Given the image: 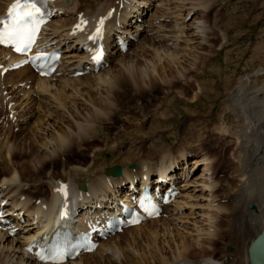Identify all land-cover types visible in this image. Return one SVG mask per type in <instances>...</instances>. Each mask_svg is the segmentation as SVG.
<instances>
[{"label":"bare ground","instance_id":"1","mask_svg":"<svg viewBox=\"0 0 264 264\" xmlns=\"http://www.w3.org/2000/svg\"><path fill=\"white\" fill-rule=\"evenodd\" d=\"M10 1L12 0H3V3H0V13L4 12L6 5ZM62 1L63 0H54L53 2H50V9L56 13L57 11L62 10H64L65 13V9L67 11L71 10L72 14L75 13V5H72L71 8H68L67 3H65V1ZM112 1L113 0H105L104 3L102 1L104 5L101 8L95 10L92 13L93 16H82L81 24L83 25L84 21H86V24L82 26V28L77 27L78 24L76 22L78 16L77 13L74 14V22L69 25V28H71L67 30L63 35L67 40H72L71 44L74 43L77 46L74 52L72 50L70 51L72 55L77 59L74 60L75 64H72L69 70H67L68 75H70L69 77H60L57 79L54 77L55 75H53L50 78H40L31 73L27 67L19 69L15 72H7L5 74L6 76L3 77V79H5V77H8V80H11L14 76L25 78L24 84H31L29 88H32L31 92H34L35 94L34 96H29L30 92H26L25 96L19 101L13 99L12 97H9L6 102V105L9 102L13 103V106L7 113L10 114L11 112H13L12 117L16 118L15 123L12 124V128L18 129L20 127H23L25 129H28L29 126L34 123L35 125L32 127V129H28V133L38 126L39 128L37 131L43 133L42 137L39 136V133L37 132L31 133L32 138L29 141H32L31 144L33 145V148L37 146L36 149H39L40 147L45 151L48 149V152L43 153L42 157H35V161L29 162V169L33 171L31 174L34 175V177H39L46 170L48 163H50V166L51 164H54V166L59 165L61 168L65 166H74L72 168L67 167L68 172H65V179L58 178V180H56L57 178H55L54 173H49V175L47 174L49 197L39 198H32L30 195H26L25 193H23L27 189L19 187L18 183L21 184V177L23 174L19 171V169L17 171L14 167L10 171L4 168L2 169L0 173V203L4 201L6 202V204L9 206L7 210L9 214L15 211H17V214L24 213L26 217V225H28L29 227L22 232H19L20 234H22V240H17V238H19L18 235H15L14 238L9 239V237L5 236V233H0V245L7 240L10 241L8 242L7 246L11 247L10 251L7 250V253L3 254L2 258L4 262L1 261V264H37L34 262L33 255L26 251V245L28 244V242L33 240V235L35 233L40 234V232H49V234H51L58 226L63 229H73L75 227L83 226L85 218H91L93 220L98 217L104 218L106 217V215L114 217L115 212L112 210L111 204L116 205L119 199L127 201V195L133 193L130 192L128 186L130 184L134 185V183L137 182V179H143V182L148 183L151 179L150 176L155 175L154 179H157L159 177L160 180L164 183L162 193L165 189L172 190L176 187V189L180 191L178 194L179 196L181 191L187 185L188 178L196 169V165H194L196 164V162L192 163V170L190 172L191 174H189V163L184 153H180L178 159L172 158L168 155H164L159 159V162L157 163L139 161L135 169L120 167L122 174L119 177H112V167L106 168L108 167V164H112L114 162H132L136 156L134 154V152L136 153L134 149L141 150L140 148L143 146L142 140L144 138H147V131L140 135L141 139H139V136L138 138H134L136 141L135 143H137L136 145L127 143L126 146V144L122 143L119 140L117 135L112 133L113 126L115 127V125H117V122L120 121L117 118V114L121 116L122 113H124L123 111L128 108L126 106L131 104L134 100V102H136L138 101V99L146 100V98L148 99L150 97L157 98L155 96H158L159 93L162 92V87L159 84H152L153 82L151 81L150 76H159L160 70V75H162L160 80H165L166 76L168 75H164L165 68L163 66L159 67V63H161V59L164 58L171 60L173 59V57L175 58L173 52H163L162 56H159V54H155V58H153L152 61L149 62L152 65L151 67L148 64H145L144 66H142L141 63L139 64L141 60H139V58L137 57L135 59V62L132 61L127 64L123 63L122 60H125V58H127V56L129 55V49H126L124 53H120L117 48L119 45L115 43L114 39H112L108 44L110 34L112 32H120L123 34L125 32H129L128 30L124 29V27L127 26V23H130V21L134 20L133 23L136 24L138 16H144V11H146L147 9L143 11L142 8L139 7V4L142 3L141 0L139 1V3H137L136 0H116V5L112 6V8L114 7L113 13L111 14V16L107 17L105 26V44L108 46L107 49H109V47L110 49L113 48V45L114 47H116L115 56L118 57V59L115 60L117 61L119 68L114 75L109 74V68L102 70L99 69L97 73H94V64L89 61V54L83 51L82 46L85 39H87L88 34L92 32L98 18L104 17L108 12H110L111 7L109 6V4ZM142 1L149 2L151 0ZM71 2H69V5L71 4ZM209 2V0H197V2L195 3L194 1H192V3H190L191 6H189V9L186 10L192 11L196 9V7L205 10L206 8H208ZM186 16L184 15V18H186ZM184 18L183 20H185ZM51 22L53 23V21ZM51 22L46 25V30L51 26ZM66 25V23H62L61 28L66 27ZM140 26L141 25L139 23L136 24L137 29L136 31H134L135 34L137 33V30L140 28ZM178 26L179 25L175 22L173 25V29H176L174 27ZM192 27V30L187 35L190 37L188 42H192L194 37L202 41L204 40L205 36L209 35L206 33L203 21H195ZM52 28L53 27H50L48 29ZM181 30L183 29L177 28L176 31L173 32L175 39L181 36ZM52 31L53 33H56L55 28L54 30L52 29ZM134 36L138 37V39L141 38L139 33L137 36ZM218 36L221 38V40L226 39V35L224 33H222L221 36L218 34ZM123 38L130 44L127 36H123ZM212 40L213 42H216L218 39L212 38ZM147 42H142L139 46H143L144 44L151 49H159V46L155 48L154 41L152 39H147ZM59 45L60 41L59 43L55 44V47H59ZM67 50L69 49L67 48L64 52H67ZM78 52H81L82 55L81 53L78 54ZM218 54L219 53H216L215 56L217 57ZM0 55L4 57L3 62H0V64H3L2 68L5 66V63H7V65L11 63V54H9L7 50L0 48ZM109 57L110 54L107 53L106 59ZM195 58L197 59L196 56H194V59ZM210 58L212 57L206 56L204 58H200V63L197 64L199 69H197L198 71H191L189 66H182L181 69L183 71L189 72V74L192 73L197 80H200L198 83L199 94H201L202 96L207 95L211 97L217 94L216 90H220L218 92H222L232 87L230 81L227 80V77L226 79L221 77L222 74L220 75V73H225V71L221 69L220 64H218L215 70L207 69L206 63L210 60ZM183 62L185 63V58ZM190 64L193 65L192 62ZM79 65H82V69H86L87 67V69L91 70L90 73H82V75L72 74L73 70ZM2 68L0 69V71L2 70ZM61 68H64V66H60V69ZM28 71L31 74L28 77H25V73ZM257 71H260L261 75L264 76V69H260ZM176 72V75H179L182 71ZM257 75H259V73H257ZM209 77L212 78L213 82L210 80H206V78ZM1 79L2 78L0 76V82ZM145 79H148L149 83V85H146V87L148 88L147 90L142 89V87L140 86V82H145ZM165 82L169 81L166 80ZM171 83L172 84L168 85L165 88L167 89L166 93L162 92L163 97L170 96L172 94V92L170 91L176 84L181 85L184 91H190L191 84H188L186 81H184V83H181L179 81H175V84L173 82ZM2 87L3 85L0 86V118L3 115L2 102L6 99L7 96H9L8 93L3 95V92L7 89ZM65 91H68V93H65ZM100 91H103V93H101ZM93 92H95L96 95H94ZM46 93H49L51 95V101H43V99L49 97L48 94L46 96L43 95ZM196 95L198 97L197 100L201 98V95ZM226 97L228 98L229 105H231V108L234 110L232 120L235 121V126L234 128H232V131H234L233 136H235V138L237 139L235 140L236 156L234 157L236 160L235 162H233L234 166L230 169V173L232 175L231 181L229 182L230 186L227 189V193L224 194V197H221L224 199L225 204L223 206L216 205L217 207L211 209V211H214L215 216L217 215V213H219V211L220 213L224 212L223 221L224 223L226 222L225 225L228 228L223 231L221 230L220 234L216 233L219 234L217 239L224 241V245L226 247L231 246L233 251L228 252L230 250L224 251L222 249L221 255H217L213 251L214 253L210 255H203L204 258L201 259L188 258L185 253L189 250V244L185 243V239H183L182 237L172 239L170 237V234L172 235V231H174L175 229L173 227L175 217L172 218L173 216L171 215V219L167 220V222H164L165 220L163 221L160 218L159 220L150 219L148 221L142 222L137 226L130 227L124 230L122 233L114 235L113 237L110 236L111 238L107 239L104 242H101L94 252L85 255L83 254L66 264H117L116 259H119L121 256L122 260H119L122 262V264H145L146 257L143 256V253L140 252V249H135L138 253V256L134 258L123 254L122 248L110 244L112 240L122 236L123 234H125V232L128 233L130 231H138L141 230V228H143L144 226L146 227V233L148 234V236L154 237L153 239H155L157 235L161 233L163 236L169 235L170 237L171 242L167 241L168 248L170 250L172 249L170 255H163L162 251L164 250V248H159V259L158 261H155L154 264H251L249 261V248L254 239L262 232V230H264V82L262 86H260V88H256L252 86L247 87V83L240 80L232 89V91L229 90V93H227ZM170 98L172 99V97ZM193 98L190 103L188 102V104H186L188 108L191 106V104L195 103V99ZM173 103H175V105H178V103L182 104L183 102L180 99L176 98L173 99ZM42 104L44 105L42 106ZM19 109L20 112L18 111ZM56 109H60V112H63L57 113ZM36 111L38 112L37 115L33 116ZM127 112L129 113L130 111L127 110ZM182 116H184L183 120L185 119L189 122V129H187V131L191 135L197 132H204L208 134L207 138H205L208 139L207 143L211 144V140L215 145L221 146V144L224 143L223 141H225V139L221 137H214L213 139L211 138V135L209 134V125L214 121L210 118H201V114L197 113L187 115L183 114ZM29 119L34 120L32 121V123H30V125L27 126L30 121ZM158 120L159 116L157 118L155 115L152 122L155 123ZM143 121L145 122V120ZM125 122L128 123L129 121L125 120ZM182 123L183 121L179 125L178 123L175 124V134L180 129H185L184 127H180ZM141 124H138L137 126L140 130L142 129L141 127H143ZM63 125L66 127V129L62 130L60 128ZM97 126L99 129L97 128ZM10 129L11 125H9L7 135L10 134ZM220 129L222 128L220 127ZM44 132L48 134V136L44 135ZM220 134H222V132ZM37 135L39 136V139L37 138ZM37 143H39L40 145H38ZM152 144L150 145V148L153 150H158L156 149V147L159 144H155V142H152ZM227 148H229L228 145ZM104 150H109L113 153V157L112 159H110H114L113 161H101V153ZM26 151L24 150V147L21 143L13 144L7 147V155L10 159L15 156V154H28L29 152H32V148L28 147V152ZM121 151L123 152L121 153ZM179 159L180 161H178ZM179 162L182 163L181 167L178 168L177 166ZM203 163H205V161H203ZM206 163L203 165L204 167L207 166ZM224 163L225 162L221 164L225 166L226 163L225 165ZM175 167L177 168L175 169ZM177 171L179 172L178 174ZM203 172H205L208 176L209 169L203 168ZM177 176L186 178L185 180L182 181L181 179L178 182V180H176L178 178ZM52 179H55L56 181L51 182ZM207 183L209 184L207 187L212 189L213 187H215V184L213 185V183L211 184L208 181ZM60 185H64L66 187L68 196L67 199L61 193V191H59ZM137 186L138 185L136 184V187ZM160 187L161 186H159V188ZM205 187L206 186H204L203 188ZM138 189L141 190L139 187ZM209 199H211V197H209ZM173 204V210H177L183 207V203L182 205H180L181 207L178 206L179 203L177 202V200H175ZM211 205L212 204H210V206ZM210 206L209 208H211ZM62 207H65L67 212V218H63V220L60 219V217L62 216H60L59 213V209ZM82 209L84 210L82 211ZM116 209L119 210L118 206L116 207ZM76 211H82L81 215L77 217V219L73 216ZM209 214L206 215V220L208 221V223L211 222L212 215L214 216V214L212 213ZM217 217L218 216H216V218ZM157 222H159L160 224H158L159 230L154 227V223ZM215 222H217V220ZM211 223L208 225H211ZM216 228L219 229L220 227ZM175 231L177 230L175 229ZM176 234H173L172 236L175 237ZM216 234L213 233V236H217ZM103 252L106 253L105 257H101L99 255L100 257H96L89 262H85L88 257L90 258L96 256L97 254H102ZM261 258L263 260L262 263L264 264V251L261 255Z\"/></svg>","mask_w":264,"mask_h":264},{"label":"rangeland","instance_id":"2","mask_svg":"<svg viewBox=\"0 0 264 264\" xmlns=\"http://www.w3.org/2000/svg\"><path fill=\"white\" fill-rule=\"evenodd\" d=\"M64 1L65 3H67L68 8H71L72 5L76 6L75 13H77V15L80 14L90 17L93 16L92 13L95 10L101 8L104 5L103 3L105 0H102L103 3L101 0H63L62 2ZM139 1L140 0H136L137 3H139ZM192 1H194V3L197 2V0H151L149 2H144L141 0L142 3L139 4V7H141L143 11L146 9L147 10L144 11V16H138L136 24L139 23L141 26L137 30V33L135 34L134 32L137 29L136 24L133 23L134 20L130 21V23H127V26L124 27V29L128 30L129 32H125L123 36L125 35L127 36V38L133 37L135 40L131 41L128 48L129 55L127 56V58H125V60H122L123 63L127 64L132 61L135 62V59L137 57L139 58V60H141L139 64L141 63L142 66L148 64L151 67L152 65L149 62L152 61L153 58H155V54H159V56H162L163 52H173L175 58L173 57L172 60L164 58L161 59L162 62L159 63V67L163 66L165 68L164 75L168 76H166L165 80H160L162 75H160L159 70V76H150L151 81L153 82L152 84H159L162 87L161 91L163 93H166L167 89L165 88L168 85L172 84L171 82L175 84V81H179L181 83H184V81H186L188 84H191V88L190 91L187 92L183 90L181 85L176 84L173 86L174 88L171 89L170 92H172V94L170 96L163 97V93L161 92L158 96H155L157 98L150 97L148 99L146 98V100L138 99V101L136 102H134V100L131 104L126 106L128 108L123 111L124 113L121 112L124 116H119L117 114V118L120 121L117 122V125H115V127L113 126L112 133L117 135L122 143L126 144V146L127 143L136 145L137 143H135L136 141L134 138H138L139 136V139H141L140 135L146 131L147 138H144L142 140L143 146L140 148L141 150L134 149V151H136V153L134 152L136 156L132 162H114L112 164H108V167L106 168H110L112 166L129 168L133 166L132 168L135 169L139 161L157 163L159 162V159L164 155H168L172 158L178 159L179 154L184 153L189 163V174H191V165L192 163L196 162V164H194L196 165V169L187 180L188 186L186 185L181 191L182 195L180 193V195L175 199L179 203V205H177L180 206L183 203V207L180 206L181 208L173 210V203L175 202L174 200L173 203H171V205L167 207V209H164V213L160 219L163 221L165 220L164 222H167V220L171 219V215L173 216L172 218L175 217L173 227L177 231H175L174 229L175 232L172 231V235L176 234V232L177 234L175 237L170 234V237L172 239H177L178 237H182L183 239H185V243L189 244V250L185 253V255L188 256V258L201 259L204 258L203 255H210L214 252L217 255H221L222 249L224 251L230 250L228 252L233 251L231 246L226 247L224 245V241L217 239L221 230L223 231L228 228L225 225L226 222L224 223L223 221L224 212L220 213L219 211L220 214L217 213L218 211L215 212L217 213L216 216L219 217L216 218L214 211L212 212L211 209H214L217 206H223L225 204L224 199L221 197H224V194L227 193V189L230 186L229 182L232 178L230 169L234 166L233 162H235L236 160L234 157L236 156L235 140L237 139L235 138V136H233L234 131H232V128H234L235 126V121L232 120L234 110L231 108V105H229L226 95L227 93H229V90L232 91V89L240 80L246 82L247 87L252 86L256 88H260V86H262L264 82V76L261 75L260 71H257L260 69H264V0H209L210 2L208 8H206L205 10L199 9L198 7H196V9L192 11L186 10L189 9V6H191L190 3H192ZM69 2H71L70 5ZM0 3H3V0H0ZM116 3V0L110 2V9H113L112 6L116 5ZM65 11V13L64 10L59 11V14H57L53 19V23L51 22L52 24L50 27H53V30L55 28L57 34L53 33L52 29H48L50 27H48L45 31V36L48 37L51 34L49 36V39H51V42L53 44H57L60 41L59 48H61V51L65 55L63 56L62 64L65 69L61 68V74L55 76V78L57 79L60 77H69L70 75H68L67 70H69L72 64H75L74 60L77 59L70 52L71 50L73 52L75 51L77 47L76 44H71L72 40H67L63 36L65 32L71 28H69V25L74 22L75 13L72 14L71 10L67 11L65 9ZM184 15H187L186 18H184ZM183 18L185 20H183ZM197 20L204 22L206 33L209 35L205 36L204 40L202 41L194 37L192 42H188L190 37L187 35L192 30L191 28H193L192 26ZM175 22L179 26L174 28L183 29L181 30V36L177 39H175L173 33L176 31V29H173V25ZM62 23H66V27L61 28ZM221 32L226 35L225 40H221V38L218 36V34L221 36ZM138 33L141 37L139 39L138 37L134 36H137ZM212 38H216L218 40L216 42H213ZM147 39H152L154 41L155 48L159 46V49H151L144 44L143 46H139L142 42L146 43ZM112 47L113 48H111L109 51L110 57L107 59V65L104 67V69L109 68L110 75H114L119 68L116 61L118 57L115 56L116 47H114V45ZM67 48L69 50H67V52H64ZM215 52L219 53L217 57L215 56ZM80 53L81 52H78V54ZM194 56H196L197 59H194ZM206 56L212 57L206 63L207 69L215 70L218 64H220L221 69L225 71V73H220V75L222 74L221 77L225 79L227 77V80L230 81L232 87L222 92H218L220 90H216L217 94L211 97L207 95L202 96L201 94H199L198 83L200 80H197L192 73L189 74V72L183 71L181 69L182 66H189L191 71H198L199 69L197 64L200 63V58H204ZM184 58L185 63L183 62ZM3 59V56L0 55L1 63L3 62ZM191 62L194 66L190 64ZM176 71L182 72H180L179 75H176ZM256 71L257 73H259V75H257ZM25 74V77H28L31 73L28 71ZM7 78L5 77V79H1L0 82V86L3 85V87L7 89L5 90V92L8 91L7 93L9 94V96H7L5 101L2 103L3 115L0 118V173L3 168L9 171L12 170L13 167L16 171L19 169V171L23 173L21 177V184L18 183L19 187L27 189L23 193H25L26 195H30L32 198L49 197L47 174L49 175V173H54L55 178H57L56 180H58V178L65 179V172H68V168H72L74 165H72V167L65 166L63 167V169L59 165V167L54 166V164H51L50 166V163H48L49 166L47 165V167L50 168L48 169L46 167L44 173L39 177H34V175L31 174L33 171L29 169V162L35 161V157H42L43 153L48 152V149L45 151L43 148L41 149V147L39 149H36L37 146L33 148V145L31 144L32 141H29L32 138L31 133L37 132L41 137L43 136V133L37 131L39 126L34 128L32 131H29L28 133V129H32V127L35 125L34 123L29 126L28 129L26 128L27 130L23 127H20L18 129L12 128V124L15 123L16 119L15 117L12 118L13 114H7L11 106L8 104L6 105L5 102L9 97H12L13 99L19 101L25 96L26 92H30L29 96H34L35 94L34 92H31L32 88H29L31 84H24L25 78L20 76H14L11 80H8ZM166 80H168L169 82H165ZM206 80H210L213 82L211 77L206 78ZM144 81L145 82L143 83L140 82V86L142 87V89L147 90L148 88L146 87V85H149L148 79H145ZM5 92L4 95L6 94ZM100 92L103 93V91ZM65 93H68V91H65ZM47 94L49 97L45 98L46 100L43 99V101L52 100L49 93L43 95L46 96ZM93 94L96 95L95 92H93ZM196 94H198V96L201 95V98L197 100L198 97ZM170 97H172V99ZM176 98L180 99L183 103H178V105H175V103H173V99ZM192 98L195 99V103L191 104V106L188 108L186 104H188V102L190 103ZM43 105L44 104H42V106ZM20 109L18 110L19 112ZM127 110L130 112L128 113ZM56 112L59 113L60 109H58ZM62 112L63 111H61L60 113ZM37 113L38 112L36 111L33 116H36ZM194 113L201 114V118H210L211 120H213L214 122L209 125V134L211 135V138L213 139L214 137H221L225 139L226 142L223 141L224 143H222L221 146L215 145L212 140L211 144L207 143L208 139L205 138H207L208 134L204 132H197L191 135L187 131V129H189V122L185 119L184 121V116L182 115ZM155 115L157 118L159 116V120L154 123L152 121ZM33 120L34 119H31L27 126L30 125ZM125 120L129 122L127 123L125 122ZM143 120H145V122ZM182 121L183 123L182 125H180V127H184L185 129H180L175 134V124L178 123L179 125ZM138 124H141L143 126L141 127V130L137 127ZM9 125H11L10 134L7 135ZM220 127L222 129H220ZM60 129L63 130L66 129V127L63 125ZM221 132L222 134H220ZM20 133L23 134L21 135ZM38 135L37 138L39 139ZM44 135L48 136V134H46L45 132ZM152 142H155V144H159V147H156V149L158 150H153L150 148ZM20 143L24 147V150H27L26 152H28V147L32 148V152H29L28 154H15V156L10 159L7 155V147L13 144ZM37 144L40 145L39 143ZM227 145L229 148H227ZM104 151L101 153V161H113L114 159L110 160L113 157V153L109 150L105 152ZM122 152L123 151H121V153ZM178 161H180V159ZM203 161H205V163L207 162V166L205 165L206 167L203 166L205 164L203 163ZM182 162H179L178 166H176L178 168L181 167ZM223 162L226 163V165L224 163L226 167L222 165ZM203 168L209 169L208 176L205 172H203ZM178 173L179 172L177 171V174ZM177 177L178 178L176 180H178V182L181 179L183 181L186 178L182 176ZM52 180L51 182L56 181L55 179ZM207 181L211 184L213 183V185L215 184V187H213V189L207 187L209 185ZM204 186L206 187L203 188ZM209 197H211V199H209ZM209 202L213 206H210ZM208 205L211 208H209ZM209 213L214 214V216L212 215V223L209 221L211 225L213 224L212 226L208 225L210 223H208V221L206 220V215H208ZM215 219L217 220V222H215ZM158 224L159 222L154 223V227L159 230L160 224ZM28 227L29 226H25L24 229H27ZM216 227H220V230ZM214 228H216L217 230ZM213 233L219 234H216L217 236H213ZM18 236L19 238H17V240H22V234H18ZM170 237L169 235L163 236L161 233L158 234L155 239H153L154 237L148 236V234L146 233V227L144 226L143 228H141V230L138 231H130L128 233L125 232V234H123L122 236L112 240L110 244L122 248L123 254L134 258L138 256L136 250L140 249V252L143 253L144 257H146L145 264H154V262L158 261L159 259V248H164V250L162 251L163 255H170L172 249L170 250L167 246V241L171 242ZM8 242L10 241L6 240L3 244L0 245V258L3 257V254L7 253V250H11V247L7 246ZM99 255L101 257H105L106 253L103 252L102 254H97L96 256L90 258L88 257L85 262H89L93 258L100 257ZM121 258L122 256L119 259L122 260ZM119 259H116L117 264H122ZM1 261H3V258L0 259V264L2 263Z\"/></svg>","mask_w":264,"mask_h":264},{"label":"snow or ice","instance_id":"3","mask_svg":"<svg viewBox=\"0 0 264 264\" xmlns=\"http://www.w3.org/2000/svg\"><path fill=\"white\" fill-rule=\"evenodd\" d=\"M44 0H15L8 8V19L6 21L0 20V24L3 25L0 28V44L11 45L14 50L18 53H23L30 48V46L35 42L36 34L39 31V23L42 19V9L39 5H42ZM111 15V13H109ZM104 19L98 23L95 30L94 36H90L89 39L99 38L103 33ZM79 27V25H77ZM103 55L102 50H97L92 59L97 63ZM43 54H37L34 58L36 60L47 59ZM42 75L45 73H41ZM61 193L67 197V191L65 186H61L59 189ZM62 217L67 216V212H61ZM132 223L137 221L133 220ZM79 247H84L86 250L91 251L95 245L94 244H81ZM74 250V249H72ZM67 247L56 246L51 249H43L37 252V257L41 261H50L51 264H62L65 257L71 255V251Z\"/></svg>","mask_w":264,"mask_h":264},{"label":"water","instance_id":"4","mask_svg":"<svg viewBox=\"0 0 264 264\" xmlns=\"http://www.w3.org/2000/svg\"><path fill=\"white\" fill-rule=\"evenodd\" d=\"M131 166L130 168H132ZM111 175L114 177L121 176V169L119 166L111 168ZM264 251V230L254 239L249 248V261L251 264H263L261 255Z\"/></svg>","mask_w":264,"mask_h":264}]
</instances>
